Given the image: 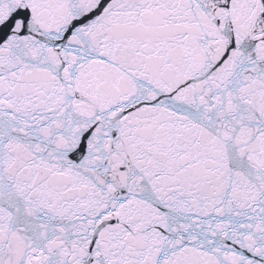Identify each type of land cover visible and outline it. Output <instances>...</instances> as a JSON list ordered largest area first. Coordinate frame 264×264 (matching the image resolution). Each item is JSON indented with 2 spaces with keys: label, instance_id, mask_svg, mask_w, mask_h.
Instances as JSON below:
<instances>
[{
  "label": "snow or ice",
  "instance_id": "obj_1",
  "mask_svg": "<svg viewBox=\"0 0 264 264\" xmlns=\"http://www.w3.org/2000/svg\"><path fill=\"white\" fill-rule=\"evenodd\" d=\"M0 264H264V0H0Z\"/></svg>",
  "mask_w": 264,
  "mask_h": 264
}]
</instances>
